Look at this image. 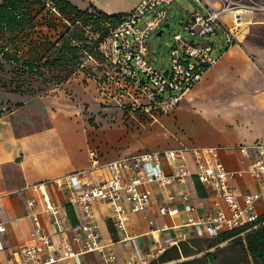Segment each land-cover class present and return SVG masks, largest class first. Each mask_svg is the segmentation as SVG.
Here are the masks:
<instances>
[{
  "label": "built area",
  "instance_id": "obj_1",
  "mask_svg": "<svg viewBox=\"0 0 264 264\" xmlns=\"http://www.w3.org/2000/svg\"><path fill=\"white\" fill-rule=\"evenodd\" d=\"M194 1L196 6L185 10L179 18V30L173 33L174 42L166 66L156 67L149 57L146 42L160 26L166 22L169 26L168 10L176 0H140L115 26L109 21L104 23L108 32L98 44L104 64L99 61L96 64L104 65L101 79L108 86L109 105L153 117L170 113L186 92L202 79L205 71L236 43V28L242 20L243 10L260 8L243 0H221L216 6L204 0ZM226 15L228 19L224 18ZM204 37L201 41L196 39ZM87 59L93 57L88 55ZM224 152H237L243 157L242 161L247 160L246 166L229 169ZM87 158L89 165L86 167L19 189L30 192L24 202L25 216L31 219L33 230L28 242L9 253L8 261L13 264H57L74 258L75 264H83L78 257L83 251L103 248L93 209L96 200L111 205L113 224L119 231H125L129 213L143 211L150 205L152 185L167 189L158 204L160 214L177 213L178 207L174 205L177 200L183 201L186 210L191 212L194 206L188 202L189 192L182 186L192 175L204 187H211L216 196V210L196 219L188 218L185 225L193 226L195 235L215 236L222 230L240 227L258 218L255 203L264 193V141L224 147L181 144L144 149L111 160H102L91 151ZM243 173H248L259 185L257 191L238 192L233 179ZM49 186L65 193L68 203L77 212L78 223H69L61 214L60 205L48 193ZM174 186L182 188L174 192L171 190ZM42 214L63 239L65 232L71 230L73 240L80 242V251L75 252L67 238L60 245L54 242L43 226ZM6 231V222L0 221V252L5 248L2 240ZM123 239L131 240L136 250L126 264L149 263L139 253L133 236ZM169 239L170 245H178L186 237L179 233ZM103 257L102 264H118L111 251Z\"/></svg>",
  "mask_w": 264,
  "mask_h": 264
},
{
  "label": "rangeland",
  "instance_id": "obj_2",
  "mask_svg": "<svg viewBox=\"0 0 264 264\" xmlns=\"http://www.w3.org/2000/svg\"><path fill=\"white\" fill-rule=\"evenodd\" d=\"M194 6V0H176L168 10L169 26L163 24L147 39L149 57L156 67L169 63L179 18ZM38 17L40 25L27 31L18 44L21 59L43 62L55 58L63 39L78 33L84 40L72 43L80 46L84 65L67 71L71 67L53 63L45 66L44 73H32L30 68L0 53V197L6 204L0 205V219L13 221L18 216L16 205H23L29 192H20L22 186L55 171L88 165L91 151L102 160H111L127 153L170 148L194 140L223 147L264 141V93L259 82L249 78L233 81V89L222 97L207 93L200 97L190 90L178 112L175 108L156 117L123 111L117 105H109L108 86L101 79L104 65L96 64L102 63L95 44L107 32L104 23L76 21L70 12L46 9ZM159 29L163 30L161 34L157 33ZM196 39L201 41L205 37ZM88 53L92 60L87 59ZM16 236L9 231L6 243L13 244ZM187 239L191 242L186 252H179L178 259L161 262L154 256L148 264H175L181 260L206 264L199 258L211 250L207 264H241L235 263L238 256L232 250H221L227 241L209 248L214 238L194 234L184 240ZM194 240L196 247L191 245Z\"/></svg>",
  "mask_w": 264,
  "mask_h": 264
},
{
  "label": "crops",
  "instance_id": "obj_3",
  "mask_svg": "<svg viewBox=\"0 0 264 264\" xmlns=\"http://www.w3.org/2000/svg\"><path fill=\"white\" fill-rule=\"evenodd\" d=\"M72 4L77 5L81 9H86L93 4L97 9L107 13L111 12H127L135 7L140 0H69ZM205 2L214 6L220 4L221 0H204ZM245 2L254 3L258 5L259 9H245L243 10L242 20L236 28L237 41L236 43L224 51L218 62L209 67L202 79L197 82L190 90L201 97L204 94H209L212 97H222L226 91L233 89V81L238 82L241 78H249L262 84L260 90L264 93V0H243ZM228 19L229 16L226 15ZM189 90V91H190ZM188 91V92H189ZM186 92L185 96L188 94ZM183 96V98L185 97ZM182 98V99H183ZM180 102L174 107L177 112L180 108ZM174 109L171 111L173 112ZM170 112V113H171ZM195 141V140H194ZM191 142L197 145H219L215 143L202 144L197 141ZM261 141V140H256ZM256 141H245L243 143H253ZM190 143V144H191ZM223 157L229 169L237 170L246 166L247 160H243L237 152H224ZM87 161L88 158H87ZM89 165V162H88ZM86 165V166H88ZM84 166V167H86ZM55 167V166H54ZM53 167V169H54ZM79 167L76 170H79ZM75 168L66 169L63 171H55L52 174H47L37 181L47 180L55 176L63 175L70 171H76ZM34 183V182H33ZM233 185L241 194L250 189L257 191L259 185L250 177L248 173H243L233 179ZM189 192L188 202L194 206L191 212L185 208V203L177 200L174 205L178 207L177 213L160 214L158 212V204L161 202L163 196L167 193V189L152 185V201L145 210L140 212H130L126 222L127 227L125 231H119L116 225L112 222V208L109 203L96 200L93 205L95 210V221L100 230V241L103 244L101 250L83 251L78 257L83 264H102L104 262L103 255L108 251L113 252L116 256L118 264H126L127 261L135 254L134 243L130 240L123 239L124 236H133V240L137 245L139 253L149 260L151 257L158 256L162 250L170 246V239L176 237L179 233H184L185 237L194 236L195 231L193 226H186L188 218L196 219L208 213L211 210H216L214 202L216 196L211 187H204L195 177L187 178L184 186ZM181 186H174L171 190L179 192ZM48 193L52 200L60 205L61 214L66 216L69 223L75 224L80 221L75 209L68 203L65 193L49 186ZM261 200V201H260ZM256 212L258 214L264 212V193L262 197L257 200ZM0 205H6L0 197ZM19 207L20 213L15 216L13 221L2 220L6 222L7 231L3 235L2 242L5 245L3 251L0 252L1 264H13L8 261V255L11 251L17 250L20 246L30 240L31 232L33 230L32 221L28 216H25V203L23 205H16ZM224 207V206H223ZM72 213V217L69 214ZM43 226L47 233L51 234L54 242L62 244L63 240L67 238L75 252L80 251V242L73 240V233L67 230L63 236L56 232L55 226L47 222L44 214L41 215ZM109 221L114 226L115 236L111 235L109 230ZM18 235L13 238V244L6 243L8 233ZM182 238V237H181ZM183 239V238H182ZM57 264H75L74 258H68L66 261L58 262Z\"/></svg>",
  "mask_w": 264,
  "mask_h": 264
},
{
  "label": "trees",
  "instance_id": "obj_4",
  "mask_svg": "<svg viewBox=\"0 0 264 264\" xmlns=\"http://www.w3.org/2000/svg\"><path fill=\"white\" fill-rule=\"evenodd\" d=\"M49 3V5H48ZM46 9L56 12H70L75 16L76 21L83 19L84 21H92L95 24L105 23L109 21L111 26L118 24L125 12H103L97 9L93 4L86 9H81L77 5L72 4L69 0H0V53L3 57L14 60L26 68H30L32 73H44L45 66L50 64H58L59 66L71 67L67 71H73V67H83V60L80 58L79 52L81 48L78 44L72 42L76 39L84 40L80 34H75V37L68 35L65 37L58 49V56L52 59L44 60L43 62L33 58L22 60L18 55V44L22 42L27 31L35 29L40 25L39 14ZM106 28V27H105ZM107 31V28H106ZM108 32V31H107ZM106 32V33H107ZM106 35V34H105ZM102 40V39H101ZM100 40V41H101ZM99 41V42H100ZM98 42V44H99ZM98 45L97 42L95 47ZM12 50L16 52L11 53ZM91 55V53H88ZM1 114V110H0ZM1 117V115H0ZM69 214L72 217L71 211ZM109 224V230L112 236H115L114 226ZM214 238L208 244V247L217 243L226 242V245L221 250L227 248L232 250L238 256L234 261L241 264H264V212L258 214L256 221L246 223L240 227H233L218 232L215 236L203 237ZM193 241V240H192ZM190 240H180L178 245H170L158 254V260L163 262L171 259H178L179 252H186L187 244ZM192 247H196L198 243L194 240ZM197 249V248H196ZM216 248V250H218ZM200 248L197 249L199 251ZM213 251H206L201 255L199 260H203L206 264L210 263V258ZM175 264H191L190 260H181Z\"/></svg>",
  "mask_w": 264,
  "mask_h": 264
},
{
  "label": "water",
  "instance_id": "obj_5",
  "mask_svg": "<svg viewBox=\"0 0 264 264\" xmlns=\"http://www.w3.org/2000/svg\"><path fill=\"white\" fill-rule=\"evenodd\" d=\"M164 26H168V23L166 22L165 24H164ZM161 32H162V29H159V31L157 32L158 34H161Z\"/></svg>",
  "mask_w": 264,
  "mask_h": 264
}]
</instances>
